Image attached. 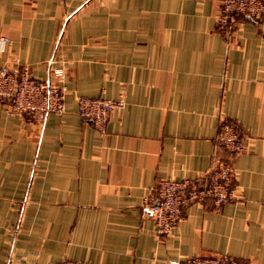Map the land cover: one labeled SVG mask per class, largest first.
<instances>
[{
	"label": "crops",
	"instance_id": "crops-1",
	"mask_svg": "<svg viewBox=\"0 0 264 264\" xmlns=\"http://www.w3.org/2000/svg\"><path fill=\"white\" fill-rule=\"evenodd\" d=\"M222 1L0 0V68L49 81L63 67L68 93L42 125L0 106V264H264V21L221 26ZM79 97L126 106L102 135ZM221 120L249 147L236 199L187 205L157 235L145 196L164 178L206 181Z\"/></svg>",
	"mask_w": 264,
	"mask_h": 264
},
{
	"label": "built area",
	"instance_id": "built-area-1",
	"mask_svg": "<svg viewBox=\"0 0 264 264\" xmlns=\"http://www.w3.org/2000/svg\"><path fill=\"white\" fill-rule=\"evenodd\" d=\"M238 15L255 23L264 21V0H223L218 22L226 26L236 21ZM66 71L63 67L53 70L52 79L41 81L33 77L28 68L20 64L0 68V106L6 108L10 116L24 118L33 125H42L50 114L66 112L67 88L64 85ZM79 115L91 121L102 134L107 133V125L115 113L124 110L126 100L79 97ZM218 151L208 172L206 181H183L174 178L161 179L156 187L145 196L143 207L153 216L156 233L170 236L184 219L187 205L202 204L207 199L216 207L232 203L236 199L234 157L247 153L249 147L240 135L236 123L221 120L216 135ZM224 152L225 154H221ZM49 264H82L72 259ZM173 264H246L228 254L210 257L194 256Z\"/></svg>",
	"mask_w": 264,
	"mask_h": 264
}]
</instances>
